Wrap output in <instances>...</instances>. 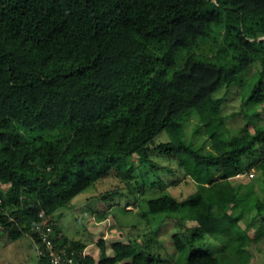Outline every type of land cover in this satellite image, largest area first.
<instances>
[{"label":"trees","instance_id":"obj_1","mask_svg":"<svg viewBox=\"0 0 264 264\" xmlns=\"http://www.w3.org/2000/svg\"><path fill=\"white\" fill-rule=\"evenodd\" d=\"M235 86L237 131L222 109ZM262 107L264 0H0V234L31 235L36 264H52L38 225L80 264H153L163 215L174 216L176 264H254L259 236L240 221L264 212ZM112 175L124 186L90 202L134 194L149 225L161 218L148 226L155 243L118 240L109 254L102 238L96 258L55 213ZM159 181L191 190L147 195Z\"/></svg>","mask_w":264,"mask_h":264},{"label":"rangeland","instance_id":"obj_2","mask_svg":"<svg viewBox=\"0 0 264 264\" xmlns=\"http://www.w3.org/2000/svg\"><path fill=\"white\" fill-rule=\"evenodd\" d=\"M261 63L257 62L254 64L248 74L253 76L258 70H261ZM257 76V75H256ZM254 82H247L245 86H249ZM240 87L236 86L233 88L232 92L228 95V101L223 105V113L226 112V122L230 129L235 131L238 130L239 125H243L246 121L241 115L234 116L233 111L240 110L242 107L241 97L238 92ZM225 92V88H222L216 93L217 96L222 95ZM262 115L259 116L255 124L264 123V108H260ZM193 116L189 114L188 117ZM186 118V117H185ZM255 119V117H254ZM198 119L197 117H190L186 121V135L190 137L193 128L195 127ZM254 123L251 124L250 128L254 129ZM233 131L232 133H234ZM254 131V130H253ZM252 131V132H253ZM209 137L204 134H195V141L208 140ZM210 142H206V147H209ZM146 179L149 182L156 181V176L149 170V168L144 169ZM256 173V172H255ZM254 173V174H255ZM136 174V173H135ZM253 174H243L240 175V180L242 182H248ZM140 177L139 173L132 179V184L135 186V180ZM256 188L262 198H264V181L260 173H256ZM171 179H174L173 177ZM176 180V179H174ZM143 179L140 180L142 182ZM166 185V184H165ZM164 183L160 181L155 185L151 186L148 190L149 196L160 195V192L171 191L176 196H183L182 194H188L191 190V185H185L184 181H179L176 185L165 186ZM1 186V183H0ZM118 186L121 188L124 186L118 175H112V177L100 181L83 191L80 195L76 196L69 205L60 208L55 213L56 220L60 223L62 232L65 233L70 239L83 240L89 243L87 251L92 252V254L98 258L100 253V248L97 245V241L104 239L107 244V249L109 254L112 250L109 248L110 243L115 241H123L124 243L129 242H144L146 243H157L156 249L159 250V257L162 258V262L153 264H176L174 258L177 257L174 246L172 245L171 235L176 231V226L174 224L173 217L169 216L168 219L163 215L162 218V228L159 231V241H150V228L148 226H156L158 220H152L149 222L141 217L143 213L144 206L137 207L136 198L133 194L124 198L115 193V195H110L111 198L96 199L90 202V198L93 195L102 192L103 190H108ZM164 189V191H163ZM123 192H127L124 189ZM141 200V199H139ZM131 203V204H130ZM110 207V215L106 218H102L99 215L100 210L104 211L106 208ZM98 208V209H97ZM147 209V206H146ZM189 226L194 225L193 221L187 222ZM243 228L249 231L252 235L259 236L257 241L256 256L258 257L254 264H264V234H259L260 231H264V212L261 214L255 211L244 216L240 221ZM161 246V247H160ZM261 251V252H260ZM157 253V251H156ZM39 260V253L37 246L33 240V237L29 234H25L19 239L12 241L7 233L0 234V264H36ZM168 262H167V261Z\"/></svg>","mask_w":264,"mask_h":264},{"label":"built area","instance_id":"obj_3","mask_svg":"<svg viewBox=\"0 0 264 264\" xmlns=\"http://www.w3.org/2000/svg\"><path fill=\"white\" fill-rule=\"evenodd\" d=\"M2 199L0 198V202ZM42 214V213H41ZM36 229L40 232L42 239L47 245V250L49 251L50 260L52 264H80L73 256H66L62 253H56L54 248L56 246L54 240L55 237L51 234V228L45 229L41 225L36 226ZM40 254L43 253L41 249H39Z\"/></svg>","mask_w":264,"mask_h":264},{"label":"clouds","instance_id":"obj_4","mask_svg":"<svg viewBox=\"0 0 264 264\" xmlns=\"http://www.w3.org/2000/svg\"><path fill=\"white\" fill-rule=\"evenodd\" d=\"M38 253H39V249H38Z\"/></svg>","mask_w":264,"mask_h":264}]
</instances>
